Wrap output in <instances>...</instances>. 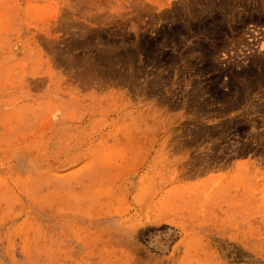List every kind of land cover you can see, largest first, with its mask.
I'll list each match as a JSON object with an SVG mask.
<instances>
[{"label":"rangeland","instance_id":"obj_1","mask_svg":"<svg viewBox=\"0 0 264 264\" xmlns=\"http://www.w3.org/2000/svg\"><path fill=\"white\" fill-rule=\"evenodd\" d=\"M0 264H264V0H0Z\"/></svg>","mask_w":264,"mask_h":264}]
</instances>
